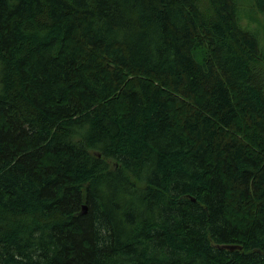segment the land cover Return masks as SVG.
<instances>
[{"label":"trees","instance_id":"trees-1","mask_svg":"<svg viewBox=\"0 0 264 264\" xmlns=\"http://www.w3.org/2000/svg\"><path fill=\"white\" fill-rule=\"evenodd\" d=\"M0 264H264L237 0H0Z\"/></svg>","mask_w":264,"mask_h":264},{"label":"rangeland","instance_id":"rangeland-1","mask_svg":"<svg viewBox=\"0 0 264 264\" xmlns=\"http://www.w3.org/2000/svg\"><path fill=\"white\" fill-rule=\"evenodd\" d=\"M237 5L241 26L256 35L264 53V12L253 10L250 0H237Z\"/></svg>","mask_w":264,"mask_h":264},{"label":"water","instance_id":"water-1","mask_svg":"<svg viewBox=\"0 0 264 264\" xmlns=\"http://www.w3.org/2000/svg\"><path fill=\"white\" fill-rule=\"evenodd\" d=\"M85 211H86V207L83 205L81 213H84ZM216 247L218 249L228 250V251H234V250H240L241 249L239 246H234V245H218Z\"/></svg>","mask_w":264,"mask_h":264}]
</instances>
